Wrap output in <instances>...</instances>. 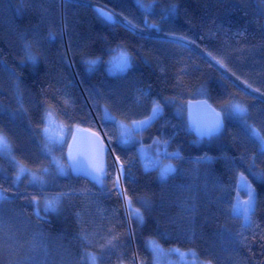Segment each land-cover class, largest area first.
<instances>
[{
	"label": "trees",
	"instance_id": "trees-1",
	"mask_svg": "<svg viewBox=\"0 0 264 264\" xmlns=\"http://www.w3.org/2000/svg\"><path fill=\"white\" fill-rule=\"evenodd\" d=\"M173 3L175 14L160 21ZM97 7L117 21L131 19L137 30L99 21ZM148 16L159 32L141 31L144 13L136 0H0V58L33 125L0 67V130L11 144V156L0 153V191L8 197L0 202V264H90L61 199L56 211L36 215L35 203L59 194L50 174L41 171L46 165L31 132L41 134L48 116L68 130L96 131L109 146L102 185L69 170L57 180L98 264H154L149 240L193 251L206 264H264V180L253 175L264 171L258 144L236 120L224 119L210 138L197 137L186 120L188 101L207 100L222 118L230 103L239 102L249 109V124L264 135V3L155 0ZM173 36L185 40L173 43ZM25 41L32 43L35 63L25 59ZM120 51L131 67L109 74L108 61ZM154 101L162 109L156 118L122 142L115 121L146 118ZM140 145H158L160 160L176 171L161 180L158 169H145ZM63 148L53 146L52 154L67 165ZM12 156L42 182L28 174L15 181ZM117 157L124 168L119 189L130 204L114 188ZM240 172L255 189L250 224L231 213ZM186 203L194 210L186 211ZM109 234L116 236L112 245L106 244Z\"/></svg>",
	"mask_w": 264,
	"mask_h": 264
},
{
	"label": "snow or ice",
	"instance_id": "snow-or-ice-1",
	"mask_svg": "<svg viewBox=\"0 0 264 264\" xmlns=\"http://www.w3.org/2000/svg\"><path fill=\"white\" fill-rule=\"evenodd\" d=\"M261 2L264 3V0H261ZM136 5L144 13L143 28L141 29V31H143L144 29H155L156 31L159 32L160 31L159 23H155V22L149 23V16H148V14L152 12L155 6V0H150V2L148 3H145L144 0H136ZM176 10H177L176 5L174 3L169 4L167 8L163 9V12L159 18L160 21L167 20L170 16L175 14ZM95 11L100 17H102L104 20L110 23L115 24L119 22V23H122L125 27L133 31L137 30V27H138L137 24L134 23L131 19H128L127 17H124L122 21H117L114 19V16H115L114 13H110L99 7H97ZM49 35L51 36L52 33H50ZM165 35H169V34L166 33ZM184 40H185V37L183 36H173L171 42L181 43ZM24 55H25V59L28 62H31V63L36 62L37 57L36 55L33 54L32 43L29 41L24 42ZM212 59L215 60L216 64H218L221 68H225V65L221 59L214 57V56L212 57ZM88 63L94 64L96 63V61H88ZM113 67L119 69L120 71L127 70L129 67H131L130 57L123 51L118 52V54L115 57H113ZM236 78L240 79L239 76H237ZM248 87H251V85H248ZM253 91H259V89L254 88ZM261 95L264 96V93H262ZM161 110L162 109L160 107V104L154 101L152 105V110H151L152 116H155ZM105 111L107 110L105 109ZM47 115H50V113H46V116ZM248 115H249V109L247 106L239 102L230 103L228 110L224 112L223 118H221L220 113H214V118L210 122L206 124H201L197 122L192 127L198 137H201V138L209 137L210 138L222 130L224 126V119L236 120L242 126L246 134L249 135V138L254 140V142L258 144L259 154L261 156H264V135H262L255 126L249 124ZM152 116H149L145 120L132 121L131 126H126L119 121H115L121 129V136L125 137L123 142L127 143L128 140L131 139L135 133H137L140 129H142L149 122V120L152 119ZM106 118L114 120V117H111V116H106ZM43 132L45 136L44 150L47 155H52V152H53L52 145L54 142L48 136L47 126L44 127ZM95 135L96 134L93 133V136ZM68 149H69L68 159L70 161L69 167H71L73 171L82 174L84 177H90L92 180L98 183H102L103 177L106 175V172L102 164L99 163V156L103 150L102 145L100 144L99 138L97 137V157L95 161L90 159L87 163H85V160L82 158L81 153L77 152L73 154L71 144L68 145ZM0 153H6L9 156H11L10 141L8 139L7 134L2 130H0ZM166 155H171L173 158H175L177 154H167L166 153ZM12 159L13 161H15L16 168H17L15 177H14L15 181H19L23 175L28 174L31 176L32 182L34 183L42 182V178L40 176H37L35 173L31 172V170L26 169L22 165H20L19 161H16L14 156H12ZM204 159H208V158L205 157ZM52 160L53 162H55L56 160L55 156L52 157ZM116 160H117V163L121 164L120 173L121 175H123V171H124L123 164L120 162L119 157H117ZM153 166L155 167L156 165H153ZM254 166H255V163H254V158H253V162L249 165V167L253 168ZM59 170L61 173L64 172V169L62 167ZM41 171L43 173H47L48 168H43L41 169ZM175 171H176L175 167L172 166L171 164H168L160 168L159 177L161 180H166L168 176L174 173ZM253 175L264 180V171H261L259 173L254 172ZM235 187L237 189V196L235 198V202L232 203L231 205V213L234 216H242L243 222L245 224H250L251 223L250 215L255 206V189L253 188L252 184L248 182L247 177H245L242 172L238 173L236 177ZM114 188L116 190L117 196L123 195L124 199L128 200L130 204V200L127 196V193L120 192L119 178H117L116 181L114 182ZM241 188L244 189L247 195V198L244 199L243 201L239 199ZM60 198H61V194H58L57 196H54L51 198L46 197L44 199V211L45 212L56 211L60 203ZM7 199L8 197L5 196L3 192H0V202H4ZM31 199L34 203L37 202V197L35 195H33ZM185 210L193 211L194 205H189L186 203ZM36 215L39 217V211L36 212ZM137 218L140 220L143 219L142 215L139 213V210H137ZM81 239L86 241L88 237L85 234V235H82ZM115 239H116L115 235L109 234V236L106 239V244L112 245V242ZM193 255H195V253H193ZM88 256L90 258L91 264H97V258L95 256H93L91 253H88ZM208 264H211V262L209 261Z\"/></svg>",
	"mask_w": 264,
	"mask_h": 264
},
{
	"label": "rangeland",
	"instance_id": "rangeland-1",
	"mask_svg": "<svg viewBox=\"0 0 264 264\" xmlns=\"http://www.w3.org/2000/svg\"><path fill=\"white\" fill-rule=\"evenodd\" d=\"M96 16H97L99 21L107 23V24H110V22L104 20L97 13H96ZM0 67H1L2 71L5 74L6 80H7L8 84L10 85L13 94L16 95L15 96L16 102L18 104V107H19L22 115L24 116L27 124L30 127L33 128V125H32V122H31V120L29 118V115H28L23 103L21 102V100H20V98H19V96L17 94V90H16V88L14 86V83H13L12 79H10L9 71L6 68V66L3 64L1 58H0ZM107 71H108L109 74H120V73L124 72V71H120L119 69L113 67V57L108 61V69H107ZM158 114H156L155 116H152V111H151L149 116H152V119H150L149 122L145 126H147L154 118H156V116ZM149 116H147L146 118H143L141 120H145ZM141 120H137V121H141ZM124 125L131 126V124H124ZM45 126H47V128H48V136L54 142L52 146H55L57 148H61L62 146H64V148H63L64 149V158H65V161H66L67 147H68L69 139H70V136L72 134L73 128L68 130L63 125L58 124L53 119V117H51V116H48L46 118ZM118 127H119V125H118ZM31 132L33 134V137H34L35 141L37 142V145L39 147V150H40L41 155L43 157V160L45 162L46 168H48V173L50 174L52 180L55 182V185H56V187H57V189L59 191V194H61V198L60 199L65 204V206L67 207V209L69 211V214H70V216H71V218H72V220H73V222L75 224V227H76V229H77V231H78V233L80 235V238H81L82 235H85V234H84V232H83V230H82V228H81V226H80V224L78 222L76 214L74 213L72 207L68 203V200H67V197H66L65 193L63 192L60 184H58V182H57L58 177L60 175H64L67 172V170H69L68 166L66 164H64L61 161L60 157H58L57 155H53V154L52 155H47L46 154V152L44 150L45 136H44V132L43 131H42L41 134H39L34 129H32ZM119 132H120V140L123 142L125 137L121 136L120 127H119ZM132 138L129 139L128 142L131 141ZM103 139H104V137H103ZM156 142L158 143V141H156ZM159 143L161 144L160 141H159ZM150 147L151 146L146 147L144 145H140L139 148H138L139 155H140V157H141V159L143 161V165H144L145 169L155 168V169H158V172H159L160 168L168 165L169 163L168 162H163V161L160 160L163 152H162V150H160L158 148V145H156L154 150H152L153 148L150 149ZM4 154H6V153H4ZM53 156H55V158H56L55 162H53V160H52ZM153 165H156V166L154 167ZM61 167L64 169L63 173H61L60 170H59ZM117 178H119V183H120L121 174H120L119 167L117 169ZM31 181H32V179H31ZM240 191H242L245 194L244 198H240L239 197V199L241 201H243L244 199L247 198V195H246V193H245L243 188H241ZM35 208H36V212L37 211L45 212L44 211V202L40 206H38L37 203H35ZM81 240H82V242H83V244L85 246L87 259L89 260V262L91 264V261H90V258L88 256V253H91L93 256H95V255L92 252L88 241L87 240L85 241L83 239H81ZM148 246H149L150 250L153 253L154 264H194V262H195V264H206V263H202V262L198 261L196 259L195 255H193L194 252L190 251V250L189 251H181V250L176 249V248L164 249V248L160 247L153 240H149L148 241ZM97 264H98V262H97Z\"/></svg>",
	"mask_w": 264,
	"mask_h": 264
},
{
	"label": "water",
	"instance_id": "water-1",
	"mask_svg": "<svg viewBox=\"0 0 264 264\" xmlns=\"http://www.w3.org/2000/svg\"><path fill=\"white\" fill-rule=\"evenodd\" d=\"M214 113L218 112L207 100L204 99L188 101L186 104V120L188 126L192 129V126L197 122L201 124L210 122L214 118ZM93 133H95L96 135L93 136ZM194 133L197 136L195 131ZM219 133L212 137L217 136ZM97 137L99 138L100 144L102 145L103 149L99 156V163L102 164L106 172V157L110 149L101 134L87 128H75L72 131L68 145H72L73 154L77 152L81 153L82 158L85 160V163H87L90 159L95 161L97 157ZM68 151L69 149L67 147L66 163L71 175L74 177H81L85 180L92 181L98 185H102V183H98L92 180L90 177H84L82 174L73 171L72 168L69 167L70 161L68 159Z\"/></svg>",
	"mask_w": 264,
	"mask_h": 264
},
{
	"label": "bare ground",
	"instance_id": "bare-ground-1",
	"mask_svg": "<svg viewBox=\"0 0 264 264\" xmlns=\"http://www.w3.org/2000/svg\"><path fill=\"white\" fill-rule=\"evenodd\" d=\"M98 133V132H97ZM70 172V171H69ZM103 183V182H102ZM96 184V183H95Z\"/></svg>",
	"mask_w": 264,
	"mask_h": 264
}]
</instances>
